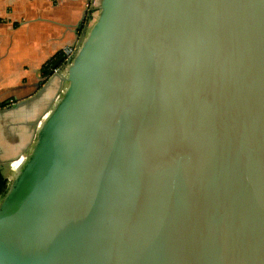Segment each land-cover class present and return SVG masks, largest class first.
<instances>
[{"label":"water","instance_id":"1","mask_svg":"<svg viewBox=\"0 0 264 264\" xmlns=\"http://www.w3.org/2000/svg\"><path fill=\"white\" fill-rule=\"evenodd\" d=\"M64 79L0 264H264V0H101Z\"/></svg>","mask_w":264,"mask_h":264},{"label":"crops","instance_id":"2","mask_svg":"<svg viewBox=\"0 0 264 264\" xmlns=\"http://www.w3.org/2000/svg\"><path fill=\"white\" fill-rule=\"evenodd\" d=\"M90 2L0 0V105L24 102L19 107L26 105L33 124L53 108L66 86L64 61L54 64L66 48L80 44L94 22ZM14 108L18 107L9 106ZM33 141H26L13 160L28 151Z\"/></svg>","mask_w":264,"mask_h":264},{"label":"rangeland","instance_id":"3","mask_svg":"<svg viewBox=\"0 0 264 264\" xmlns=\"http://www.w3.org/2000/svg\"><path fill=\"white\" fill-rule=\"evenodd\" d=\"M100 1L101 0H96L95 5L92 7L91 0L88 6L93 10L92 13H94L95 16L98 14ZM12 102L13 103L10 102L7 105L4 103L0 105V118H2V123L0 125V163L6 178L13 174V170L10 167V163L14 159L13 157L17 155L20 147L24 145L26 141L32 138L34 140V130L38 127L37 123H32L33 117L27 116L30 113L28 114V109L25 108L26 105L9 109V106L17 103L16 101ZM4 107L8 108V110H3Z\"/></svg>","mask_w":264,"mask_h":264},{"label":"built area","instance_id":"4","mask_svg":"<svg viewBox=\"0 0 264 264\" xmlns=\"http://www.w3.org/2000/svg\"><path fill=\"white\" fill-rule=\"evenodd\" d=\"M78 46H79V45H78ZM78 46H76V47H74V46H73V47H68V48H66V49L64 50L63 61H64V65H65V67H66L67 64L71 61V58H72L73 55L75 54V52H76ZM65 67H64V68H65ZM59 97H60V96H59ZM17 158H18V161H19V162H18L16 165H13V166H12V164H11L12 161H14V160H12L11 163H10V165H11L10 167H11V169L13 170V172H14L15 168L20 164V162L25 158V153H24V152L21 153L19 156H17ZM11 178H12V175L7 177L8 184H9Z\"/></svg>","mask_w":264,"mask_h":264},{"label":"trees","instance_id":"5","mask_svg":"<svg viewBox=\"0 0 264 264\" xmlns=\"http://www.w3.org/2000/svg\"><path fill=\"white\" fill-rule=\"evenodd\" d=\"M49 70V68H47ZM8 186V180L5 177V174L3 172V167L0 163V198L4 195V193L6 192Z\"/></svg>","mask_w":264,"mask_h":264},{"label":"bare ground","instance_id":"6","mask_svg":"<svg viewBox=\"0 0 264 264\" xmlns=\"http://www.w3.org/2000/svg\"><path fill=\"white\" fill-rule=\"evenodd\" d=\"M18 162H19V161H18V158H16L15 161H14L15 165H16Z\"/></svg>","mask_w":264,"mask_h":264}]
</instances>
